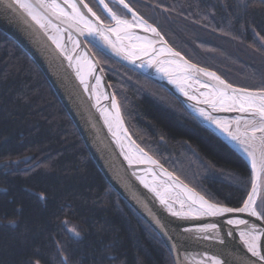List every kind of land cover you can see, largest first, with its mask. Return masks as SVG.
<instances>
[{
	"label": "trees",
	"instance_id": "trees-1",
	"mask_svg": "<svg viewBox=\"0 0 264 264\" xmlns=\"http://www.w3.org/2000/svg\"><path fill=\"white\" fill-rule=\"evenodd\" d=\"M85 1L110 23L96 0ZM125 1L189 61L236 87L264 88V0ZM90 48L135 141L211 202L242 206L251 191L247 161L165 89ZM65 257L68 264H175L101 174L39 67L0 31V264Z\"/></svg>",
	"mask_w": 264,
	"mask_h": 264
},
{
	"label": "water",
	"instance_id": "water-1",
	"mask_svg": "<svg viewBox=\"0 0 264 264\" xmlns=\"http://www.w3.org/2000/svg\"><path fill=\"white\" fill-rule=\"evenodd\" d=\"M108 1L117 4L130 15V19H122L117 15L122 20L128 21L133 25L128 30V34L133 39H124L122 41L123 45L131 48L132 45H139L146 40H151L154 42V51L150 50L149 55H141L139 59H135V62H133L132 59L126 58L124 52L117 53L98 34L90 35L85 29L84 34L81 35L77 31V27L83 29L82 24L75 25L73 22V26L69 27L70 22L65 17H57V15L49 11L47 17L48 20H51V25H55L60 29L58 38L62 37L61 43L64 48V52H61L53 41L49 39L50 35H58L55 29L50 25L47 31H45V29L40 28L39 25L32 21L23 10H19L15 6L9 8L8 4L11 0H0V31L19 45L39 67L78 129L91 158L101 174L108 184L162 238L175 264L177 262L178 264H212L209 257H216L221 264H257L252 260L250 253L247 251L236 226L227 223L228 219H234V216L238 213L222 216L176 217L167 210L165 205L160 203L159 198L151 191V188L157 187L159 189L160 181L166 180L167 177L160 175L161 170L157 165L140 162L142 159L146 160L140 152V149L143 148L130 134L116 95L90 45L173 95L186 112L240 154L247 161L251 169V162L248 156L224 132L201 116L198 110L204 109L212 117L220 120H232L235 119V115L240 116L241 114L232 111L228 112V115H225L221 111H215L210 105L203 103L205 97L201 94L209 92V89L201 85L203 83L215 82L206 76L185 72L184 61L207 71H215L189 61L180 52L183 60L180 57H173L167 53L160 54L162 47L170 48L173 52L178 51L168 43L156 26L145 20L126 1L125 3L128 4L132 11H129L123 4L119 3V0H104V3L107 4ZM29 2L35 4L36 0H29ZM72 2L76 3L80 11L97 27L106 28L115 26V21L103 9L100 0H97V2L112 21L111 24H106L100 18L103 21L101 25L83 7L80 0H72ZM57 3L66 12H72V9L64 3V0H57ZM84 3H86L85 0ZM108 8H110L109 5ZM93 12L95 11L93 10ZM133 13H135V17ZM96 15L98 16L97 13ZM139 19L146 21L148 25L156 28L160 36H156L150 31H144L143 27L132 23V21H135L138 24ZM108 35L115 42V36ZM69 36H71V39ZM135 37L142 39L136 40ZM161 37H163V40H161ZM73 41H78L79 47H75ZM74 48L75 51H73ZM65 53L73 57L71 62L66 58ZM78 57L80 58L79 63H77ZM149 60L154 61L151 66L148 64ZM168 61H175V63L170 65L167 63ZM89 64L94 66L91 72L89 71ZM158 67L167 69V72L157 71ZM78 71L81 75L85 76L87 90H85V84L81 83L80 76L77 75ZM216 74L226 83L230 84L218 73ZM189 76L191 78H188ZM97 77H99V84H97ZM197 80H199V83H197ZM233 87L240 88L234 85ZM113 96H115L119 105V120L116 116V109L112 107L111 101ZM190 97H195V99H190ZM143 152L152 157L144 149ZM152 159L156 160L154 157ZM130 160L132 163H129ZM159 165L162 164L159 162ZM149 169L152 171H149ZM163 169L172 173L164 166ZM153 172L156 173V178L153 177ZM173 176L178 178L175 174ZM141 178H143V183L141 182ZM178 180L183 185H187L180 178ZM145 184H148L149 187H145ZM187 187L201 195L190 186L187 185ZM175 191L180 192L181 190L176 189ZM174 208L179 210V204H174ZM261 222L262 227L257 229L264 232L263 220ZM209 224H215L216 228L208 232L197 231V229ZM185 229H190L191 231H185ZM170 236L172 237L171 240L169 239ZM177 240H179L180 244L179 250H172L171 245L177 242Z\"/></svg>",
	"mask_w": 264,
	"mask_h": 264
},
{
	"label": "snow or ice",
	"instance_id": "snow-or-ice-1",
	"mask_svg": "<svg viewBox=\"0 0 264 264\" xmlns=\"http://www.w3.org/2000/svg\"><path fill=\"white\" fill-rule=\"evenodd\" d=\"M64 3L72 9L71 13L66 12L61 5L57 3V0H36L35 4L30 3L29 0H11L8 7L12 8L15 6L17 9L23 10L32 21L39 25L40 28L45 29V31H47L48 26L51 25V20H48L47 17V13L49 11L52 14L57 15V17H65L66 20L70 22L69 27L73 26V22L75 25L82 24L83 29L77 27V31H79L81 35L84 34L85 29L90 35L98 34L108 45L117 51V53L124 52L126 58L132 59L133 62H135V59H139L141 55H149L150 50H155L153 47L154 42L151 40H146L144 43L139 45H132L131 48L125 47L122 41L124 39H133V37L128 34V30L132 28L133 25L128 21L122 20L114 12H112V10L108 8V5L104 3V0H100V3L108 9L112 20L115 21V26L113 27H97L80 11V8L76 3L72 2V0H64ZM80 3L89 13H91L93 17H95L96 21H98L101 25L103 24L100 17L97 16L86 3H84V0H80ZM119 3L123 4V6L129 11H132L128 4L125 3V0H119ZM133 16L135 17V13H133ZM45 21H47V23H45ZM51 26L55 29L58 35H50L49 39L53 41L61 52H64V48L61 43L62 37L58 38L60 29L55 25ZM136 26L143 27L144 31H150L156 36H160V33L156 28L148 25L147 22L142 19H139V23ZM122 33L124 34L123 36ZM108 34L115 36V42L109 38ZM69 38L71 39V36H69ZM135 39L141 40L142 38L135 37ZM161 40H163V37H161ZM73 43L75 47H79L78 41H73ZM73 51H75V48ZM164 53L173 57H180V59L183 60V57L180 56L179 52H173L170 48L162 47L160 49V54ZM65 55L71 62L73 57L67 53H65ZM79 59L80 58L78 57L77 63H79ZM153 62V60H149V66H151ZM167 63L171 65L175 63V61H168ZM93 68L94 66L89 64L90 72ZM157 71L167 72V69L158 67ZM184 71L190 74L206 76L211 81L215 82L203 83L201 85L202 87L209 89V92L201 94L205 97L203 103L210 105L215 111H235L241 114L232 120H220L212 117L204 109L198 110L201 116L205 117V119L209 120L219 130L224 132L227 137L233 141L250 159L252 169V177L250 181L251 191L248 192L247 197L242 200V206L240 207H228L220 203H213L210 200L205 199L204 196L195 193L192 189L188 188L187 185L180 183L178 178L163 169V166L159 165L158 161L152 159V157L148 156L147 153L143 152V149H140L142 156L146 158V160L142 159L140 162L157 165L161 170L160 175L167 177L166 180L160 181L159 189L157 187H152L151 191L156 194L160 203L165 205L167 210L176 217L222 216L225 214L246 213L249 216L256 217L258 220H264V196L261 195V192L264 191V88L256 91L247 88H235L233 85L222 80L215 72L198 68L196 65L189 64L187 61H184ZM77 75L80 76L81 83L85 84V90H87L85 76L81 75L79 71L77 72ZM188 78H191V76ZM96 79L97 84H99V77ZM197 83H199V80H197ZM185 95H187V93H185ZM190 99H195V97H190ZM111 103L112 107L116 109V116L119 120L120 109L115 96L112 97ZM129 163H132V161L130 160ZM149 171L152 170L149 169ZM153 177L156 178L155 172H153ZM141 182H144L143 178H141ZM145 187H149V185L145 184ZM176 189H180L181 191L176 193ZM39 199L45 201L47 197L42 194L39 196ZM177 203L179 204V210L174 208V204ZM11 223L13 225L15 224L14 221ZM227 223L229 225L248 226V221L244 219H228ZM66 224L67 222H65V225ZM215 228V224H209L197 229V231L208 232ZM185 231L191 230L185 229ZM74 234L79 235V233L75 232ZM165 234L167 235V233ZM229 235H231V233H229ZM262 237H264V232L258 230L255 225L246 227L245 230L240 231V238L246 246L247 251L251 254V256L256 257L260 261H264V253L261 251L260 243ZM169 239L171 240L172 237L170 236ZM221 243H223V241H221ZM179 247V240L171 245L172 250L178 251ZM112 259L115 260L117 257H112ZM209 259L212 261V264H221L216 257H209ZM35 264H39V261H36ZM62 264H68L67 257L63 259Z\"/></svg>",
	"mask_w": 264,
	"mask_h": 264
},
{
	"label": "bare ground",
	"instance_id": "bare-ground-1",
	"mask_svg": "<svg viewBox=\"0 0 264 264\" xmlns=\"http://www.w3.org/2000/svg\"><path fill=\"white\" fill-rule=\"evenodd\" d=\"M107 4H108V3H107ZM101 5H102L103 9L106 10L107 14H108V15L110 16V18H111V14L109 13L108 9H106V8L104 7L103 4H101ZM105 15H106V14H105ZM106 16H107V15H106ZM107 17H108V16H107ZM108 18H109V17H108ZM111 19H112V18H111ZM132 23L137 25V22H135V21H132ZM221 112L224 113L225 115H228V114H229L228 112H225V111H221ZM236 117H238V115H235V116H234V118H236ZM173 174H174V173H173ZM183 182H184V181H183ZM184 183H185V182H184ZM188 186H189V185H188ZM175 192L178 193L177 191H175ZM174 194H175V193H174ZM235 219H244V220H247V221H248V226H245V225H239V226H237V225H235L236 228L238 229L239 233H240V231L245 230L246 227H250V226H252V225H255L257 228L262 227V222H261V220H258L256 217L249 216V215L246 214V213H238L236 216H234V220H235ZM263 223H264V222H263ZM260 243H261V251H262V253H264V237H262ZM250 255H251V254H250ZM251 258H252V260H253L255 263H257V264H264V261H260V260H258L256 257L251 256Z\"/></svg>",
	"mask_w": 264,
	"mask_h": 264
},
{
	"label": "rangeland",
	"instance_id": "rangeland-1",
	"mask_svg": "<svg viewBox=\"0 0 264 264\" xmlns=\"http://www.w3.org/2000/svg\"><path fill=\"white\" fill-rule=\"evenodd\" d=\"M97 1V0H96ZM108 2H111V1H108ZM107 2V3H108ZM87 3V2H86ZM98 3V2H97ZM88 4V3H87ZM99 4V3H98ZM115 4V3H114ZM89 5V4H88ZM115 5H117V4H115ZM101 7V6H100ZM120 7V6H119ZM101 9H102V7H101ZM102 11H103V9H102ZM126 11V10H125ZM127 12V11H126ZM103 13H104V11H103ZM116 15H118L119 17H121L122 19H130V15L129 16H120L119 14H117L116 12H114ZM128 13V12H127ZM105 14V13H104ZM129 14V13H128ZM106 16V15H105ZM106 18L110 21V23L109 24H111L112 23V21L110 20V18H108L107 16H106ZM263 44V46H264V43H262ZM263 192V191H262ZM262 192H261V195H262ZM258 203H259V200H258ZM74 229H72V228H70L69 229V231H70V233L74 236V237H78V235H75L74 234V232H75V230L73 231ZM76 233V232H75Z\"/></svg>",
	"mask_w": 264,
	"mask_h": 264
}]
</instances>
